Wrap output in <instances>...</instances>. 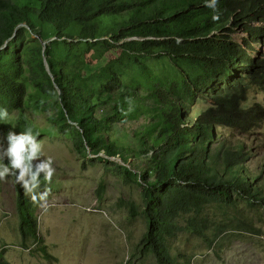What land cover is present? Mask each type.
<instances>
[{
	"label": "trees",
	"instance_id": "obj_1",
	"mask_svg": "<svg viewBox=\"0 0 264 264\" xmlns=\"http://www.w3.org/2000/svg\"><path fill=\"white\" fill-rule=\"evenodd\" d=\"M208 3L0 0V108L9 113L0 144L10 130L39 139L28 106H55L58 133L77 153L139 187L129 207L146 231L133 258L153 264H194L199 248L262 237L249 215H264V162L250 165L264 105L249 93H264V0ZM98 45L126 56L94 65ZM10 177L21 246L52 261ZM188 235L196 247L175 255L173 242Z\"/></svg>",
	"mask_w": 264,
	"mask_h": 264
},
{
	"label": "rangeland",
	"instance_id": "obj_2",
	"mask_svg": "<svg viewBox=\"0 0 264 264\" xmlns=\"http://www.w3.org/2000/svg\"><path fill=\"white\" fill-rule=\"evenodd\" d=\"M116 56L126 53H112L98 45L89 57L99 65ZM249 98L264 105L263 92L252 90ZM27 110L41 135L38 141L44 158H51L55 169L47 188L40 187L35 201L27 194L29 214L38 219L37 234L55 258L48 261L41 253H31L21 246L22 214L16 207L15 185L10 176L0 180V256L10 264H153L139 253L133 258L146 231L145 221L140 216L133 219L129 207L132 200L138 202L139 187L127 185L97 157L77 153L72 139L58 133L52 119L58 114L55 106L46 105L40 110L28 106ZM258 136L262 149L250 164L253 169L259 160L264 162V126ZM112 160L123 163L120 158ZM130 162L135 166L134 159ZM102 183L105 186H100ZM39 193L44 196L41 198ZM249 216L262 237H248L229 246L225 243L222 250L199 248L194 264H264V215L259 212L257 217L254 213ZM188 239L189 235L173 242L175 255L196 247L197 243Z\"/></svg>",
	"mask_w": 264,
	"mask_h": 264
},
{
	"label": "clouds",
	"instance_id": "obj_3",
	"mask_svg": "<svg viewBox=\"0 0 264 264\" xmlns=\"http://www.w3.org/2000/svg\"><path fill=\"white\" fill-rule=\"evenodd\" d=\"M215 5L216 0H209V7L215 8ZM213 18L217 19L218 16L214 15ZM8 116V110L0 108V120H7ZM6 139V147L0 144V180L15 177V182L35 201L41 187V177L44 181H51L55 171L53 161L44 158L43 146L31 128L22 132L10 130ZM5 160L8 162L5 163ZM39 196L42 198L44 193H39Z\"/></svg>",
	"mask_w": 264,
	"mask_h": 264
}]
</instances>
